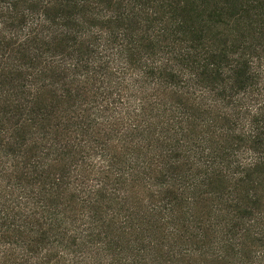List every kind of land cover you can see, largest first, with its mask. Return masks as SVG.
<instances>
[{
	"label": "trees",
	"instance_id": "1",
	"mask_svg": "<svg viewBox=\"0 0 264 264\" xmlns=\"http://www.w3.org/2000/svg\"><path fill=\"white\" fill-rule=\"evenodd\" d=\"M0 264H264V0H0Z\"/></svg>",
	"mask_w": 264,
	"mask_h": 264
}]
</instances>
